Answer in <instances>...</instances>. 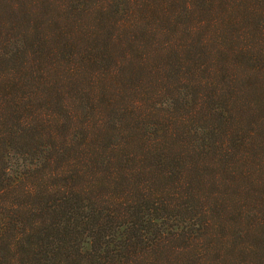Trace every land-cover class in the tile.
<instances>
[{"label":"trees","instance_id":"obj_1","mask_svg":"<svg viewBox=\"0 0 264 264\" xmlns=\"http://www.w3.org/2000/svg\"><path fill=\"white\" fill-rule=\"evenodd\" d=\"M0 264H264V0H0Z\"/></svg>","mask_w":264,"mask_h":264}]
</instances>
